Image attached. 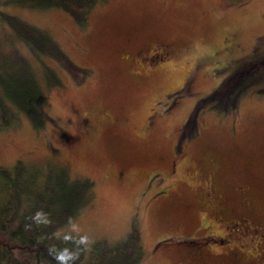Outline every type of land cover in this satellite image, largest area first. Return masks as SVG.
I'll return each instance as SVG.
<instances>
[{
    "label": "rangeland",
    "instance_id": "374dc122",
    "mask_svg": "<svg viewBox=\"0 0 264 264\" xmlns=\"http://www.w3.org/2000/svg\"><path fill=\"white\" fill-rule=\"evenodd\" d=\"M65 1L0 0V119L19 120L0 128V164L65 162L80 188L88 178L91 198L62 227L90 241L139 233L144 257L126 264H196L180 237L208 221L202 182L216 176L232 195L245 179L264 198V61L233 75L264 57V0H96L83 21ZM152 38L172 44L176 64L134 75L124 51ZM243 83L230 108L215 105ZM215 88L193 128L195 102ZM17 89L41 101L26 111ZM212 151L227 154L222 172Z\"/></svg>",
    "mask_w": 264,
    "mask_h": 264
},
{
    "label": "trees",
    "instance_id": "16d2710c",
    "mask_svg": "<svg viewBox=\"0 0 264 264\" xmlns=\"http://www.w3.org/2000/svg\"><path fill=\"white\" fill-rule=\"evenodd\" d=\"M95 1L66 0L65 6L83 21L88 19ZM248 60L235 66L233 75L253 68L264 57ZM247 87L248 83L237 85L230 101L215 105L225 110L230 108ZM218 90L215 88L196 101L188 121L192 127L197 105L216 98ZM17 93L20 98L16 99L26 111L33 110L41 101V98H30L25 91L17 89ZM3 104L0 98V106ZM39 110L44 113L43 103ZM18 121L15 117L10 121L0 119V128L14 126ZM76 181L65 162L56 167L41 160L19 157L12 165L0 164V264H30L33 260L37 264L41 260L48 264H126L144 257L139 233L132 232L121 239L90 241L83 234L62 227L91 198V191H85L90 185L89 179L82 182L84 189ZM76 193L83 194L79 197Z\"/></svg>",
    "mask_w": 264,
    "mask_h": 264
},
{
    "label": "flooded vegetation",
    "instance_id": "af4514ba",
    "mask_svg": "<svg viewBox=\"0 0 264 264\" xmlns=\"http://www.w3.org/2000/svg\"><path fill=\"white\" fill-rule=\"evenodd\" d=\"M128 41L133 42V45L139 44L133 36L128 37ZM124 53L125 59L134 64L132 67L134 75L145 70H157L162 65L166 67L167 64H176L177 59L172 44L164 38L146 40L144 44L137 45L132 51L125 50ZM141 64L149 65L143 67ZM184 90L185 88L181 87L172 91L170 94L175 92L177 94L171 97L168 91L164 93L165 98L170 97L169 105L177 102L178 97H183ZM212 152L213 165L217 167V173L222 172L218 157L220 155L224 157L227 154ZM209 177L206 183L202 182L204 186H207V189L202 192L207 199L204 196L198 199L201 205L209 207V211L206 212L208 221L201 220L197 231L180 237V240L191 243L189 247L181 249L189 251L196 264H222L220 258L216 260L219 256L228 259L227 264H264V204H260L264 202V198L257 192L263 187L260 186L257 190L252 182L244 179L234 184V190L231 188L232 195H229L224 192L225 183H219L216 176L210 179ZM231 202L235 203L233 207ZM225 203L229 204L233 211L228 215V220L223 211ZM258 205L263 206V210L256 209L255 214L252 209ZM250 210L254 213L252 218L246 217ZM163 241L165 239L160 243Z\"/></svg>",
    "mask_w": 264,
    "mask_h": 264
}]
</instances>
